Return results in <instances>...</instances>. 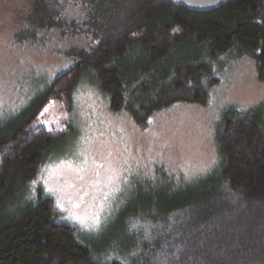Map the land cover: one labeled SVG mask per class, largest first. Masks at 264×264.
Wrapping results in <instances>:
<instances>
[{"label": "trees", "instance_id": "trees-1", "mask_svg": "<svg viewBox=\"0 0 264 264\" xmlns=\"http://www.w3.org/2000/svg\"><path fill=\"white\" fill-rule=\"evenodd\" d=\"M26 25L22 39L31 45L40 31L86 42L67 48L70 67L26 107L0 117V264H264L257 108L223 113L220 164L207 176L184 182L160 170L138 184L115 219L121 241H84L60 221L54 197L33 188L69 127L47 126L42 110L52 99L70 109L79 82L96 83L110 109L140 128L175 103L206 104L228 61L252 57L264 82V0L208 12L169 0H33Z\"/></svg>", "mask_w": 264, "mask_h": 264}, {"label": "rangeland", "instance_id": "rangeland-1", "mask_svg": "<svg viewBox=\"0 0 264 264\" xmlns=\"http://www.w3.org/2000/svg\"><path fill=\"white\" fill-rule=\"evenodd\" d=\"M32 6L33 0H0V117L26 107L70 67L67 48L86 42L63 39L58 31H40L34 45L23 40ZM215 73L220 82L206 104L175 103L156 112L146 128L128 113L112 111L92 81L75 86L70 109L50 100L41 121L58 130L69 127L34 191L40 187L54 197L60 221L75 226L84 241L98 246L114 235L121 241L115 219L138 195V184L160 170L184 182L210 174L220 164L216 140L227 109L257 108L264 118V82L252 57L228 61Z\"/></svg>", "mask_w": 264, "mask_h": 264}, {"label": "water", "instance_id": "water-1", "mask_svg": "<svg viewBox=\"0 0 264 264\" xmlns=\"http://www.w3.org/2000/svg\"><path fill=\"white\" fill-rule=\"evenodd\" d=\"M177 6L186 7L192 11L208 12L220 8L232 0H169Z\"/></svg>", "mask_w": 264, "mask_h": 264}]
</instances>
